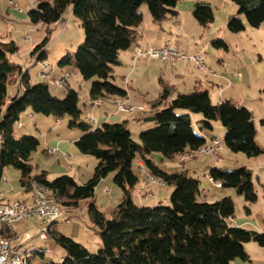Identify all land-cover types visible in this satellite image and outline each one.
I'll return each instance as SVG.
<instances>
[{
	"label": "trees",
	"instance_id": "trees-1",
	"mask_svg": "<svg viewBox=\"0 0 264 264\" xmlns=\"http://www.w3.org/2000/svg\"><path fill=\"white\" fill-rule=\"evenodd\" d=\"M230 1L239 8V15L228 24L231 33L245 30L241 16L252 28L264 24V0ZM180 2L39 0L28 16L34 25L51 26L63 21L66 10L72 8L73 16L81 21L85 30V40L74 54L64 56L59 65L61 68L74 66L85 80L96 78L90 89L89 101L93 104L128 97V92L117 84L114 72L121 65L120 54L140 42L141 7L147 4L153 23L161 26L171 16L178 15ZM192 14L202 27L214 22L208 3L197 2ZM49 35L48 29L44 41L31 52L32 56H38L37 65L46 61ZM212 46L227 49L221 39L213 40ZM17 52L14 42L6 43L0 38V179L4 169L13 168L20 173V183L26 193L31 192L34 184L45 185L60 208L77 207L81 201H88L87 212L101 240V248L92 253L74 239L51 232L50 236L57 238L64 252L62 260L52 264H231L248 258L245 244L254 241L264 247V233L232 224L235 218L232 197L215 202L202 199L200 178L184 167L189 159L180 163V170L167 169L156 160L174 163L207 144L203 136L194 133L190 114H177L178 110L203 114L201 128L208 131H213V123L219 122L226 130L224 144L231 153L261 157L264 149L256 143L257 131L248 108L230 100L214 105L207 91L182 92L175 85L163 83L158 98L150 102L149 116L139 120L148 128L141 131L137 141L132 138L128 122L95 127L83 119L77 91L70 89L60 99L51 93L46 82H32L28 70L10 62L8 56ZM17 85L20 93L10 97V88ZM262 96L264 100V90ZM28 109L58 120L65 116L71 118L69 128L82 132L76 142L79 152L98 161L89 181L78 184L68 175L50 179L47 171H35L31 159L40 141L35 137L16 139L14 136L16 126ZM135 162L142 164L145 177L158 181V186L172 189L169 203L143 206L134 202L133 194L141 181L134 170ZM208 170L210 178L222 184L221 189L234 190L244 198L245 210L249 213V207L258 200L252 171L246 167L231 171L208 167ZM110 174H115L114 183L123 196L112 217L107 218L96 204L95 191L99 182ZM3 235H11L7 227ZM38 251L34 254L44 257L45 252Z\"/></svg>",
	"mask_w": 264,
	"mask_h": 264
},
{
	"label": "crops",
	"instance_id": "crops-1",
	"mask_svg": "<svg viewBox=\"0 0 264 264\" xmlns=\"http://www.w3.org/2000/svg\"><path fill=\"white\" fill-rule=\"evenodd\" d=\"M13 1L14 0H9V9L5 13L7 17H10V14L18 15L16 13L18 12L16 11L17 8L13 6L17 4L13 3ZM197 2H205L210 4L212 7L214 22L206 28L202 27L195 20L191 11V15L188 17L186 16L185 19L181 10L177 9L178 15L171 16L168 18V20L163 22L161 26L153 23L152 17L148 15V11L145 10L142 12L143 22L139 27V33L141 37L140 42L130 50L120 54L121 65L115 68L114 74L117 79V83L118 81L122 82V85L119 86L128 92V97L121 101L126 102L128 105L143 106L146 108V110L145 112L136 114L122 113L118 112L117 107L115 106L116 101L120 99L105 100L102 101L103 104L100 106L89 105L92 108L88 107V115L93 119V121L90 122L94 124L95 127H101L104 123L128 122V127L132 125L134 128H136L137 136L138 133L142 131L143 127H147L141 125L139 120L146 118L147 113L151 112L150 102L158 98L164 83L168 85H175L182 92H192L196 89L207 91L210 95L211 102L214 105L220 104L226 100H230L236 105L245 106L252 112L253 115L254 124L257 131L256 143L262 149H264V100L262 96V91L264 90L263 25L259 28H252L247 24L245 17L241 16L245 23V30L240 33H231L228 30V24L231 19L239 15V8L235 4H233L230 0H214L213 2L196 0V2L193 4V7L190 8H194V5ZM19 5L20 7L18 8L21 9L19 12L20 15L23 14L25 10L29 9L28 7H30V4H28L27 0H21ZM0 18H3L1 13ZM171 21L173 24L178 26V30L173 40L170 42L169 37H164V34L166 33L164 24ZM185 30L186 34L184 33ZM188 31H193L192 36L188 34ZM182 37L186 39V43L183 40H179V38ZM0 38L2 41H4L1 37V31ZM216 39L224 40L227 44V49L214 48L212 46V41ZM169 45L175 47L178 51L183 52L186 55L204 53L207 58L211 73L202 74L198 72L194 64L191 62H182L176 66L167 63H155L156 67H152L154 62H148L144 59H134L135 53L139 47L158 48ZM62 69L55 71L51 67V78L58 80L60 75L63 73ZM70 73L72 74V77H74L75 74L72 72ZM74 78H77V76ZM150 79H152V82L154 81L157 86L153 91L149 89L151 86L148 85L150 83ZM14 87L16 86H13V88ZM16 88L17 89L11 91L10 97L14 96L18 92L20 93L19 86ZM184 89H186V91H184ZM84 97V99L88 102L90 100V92L89 95ZM88 103L91 102L89 101ZM26 112H30L28 119L32 121L36 127H39V129H44L46 124L49 125V130L47 132L43 131L42 129L39 130L42 134L40 146L44 148V152L47 156L50 157V155L47 153L50 148H56L58 151L55 155L59 156L58 164L61 166L63 162L66 163L68 158L67 155H69L68 152L72 153L71 155L76 154L73 150V147H75L74 144L76 145V142L82 136V132L80 130L71 129L69 126L68 128L64 127L60 120L54 119L53 121V119H51L49 116L33 113L31 109L27 110ZM219 124V122H214L213 131H209L208 133L203 132L202 136L207 140V143H210L213 139L221 141L224 146L223 150L213 158L205 157L209 159V161H204L203 157L189 159L186 161L184 167H186V170H189L192 174L197 173L196 177L200 178L202 199L209 202H215L227 196L232 197L235 203V218L232 220V224L234 226L244 228L248 231L264 233V171L260 170L261 165L264 163V155H262L261 158L259 157L261 159L260 162L255 161L258 158H249L251 160L244 163L246 167H249V170H251L253 173L254 186L258 194V200L249 207V213L245 210V200L239 196L236 191L215 188L210 181V176L207 174L209 171L208 167L227 169L223 163H230L231 169L233 170L236 166L231 163H234L235 159L240 158L238 156L234 157L233 153L226 149L224 144L226 130H224L222 134L218 132L221 135L219 136L216 130L217 128L221 129ZM19 125L23 128L22 131H25L19 132L20 134L24 133V135H28V133H31L34 135L33 132H27L28 130L26 131L25 123H20ZM260 130L262 136L258 140L257 136L259 135ZM135 140L138 141V139ZM89 162L92 164V168L90 171L88 169L87 174H81V169L73 176V169H71L69 172L65 170H63L64 172H50L49 170L46 171L49 173L50 179L51 176H63L68 174L71 175V177H73L78 184H84L92 178L94 174V168L98 164L97 160H90ZM165 164L170 169L180 170L182 168L180 163L178 164L177 162H166ZM231 169L228 168L227 170L231 171ZM4 174L5 169L2 171L0 185L2 181L5 180ZM145 182L148 185V188L146 186L140 191L143 200L145 201L146 199H151L154 202L157 201L155 204L157 205L159 202H161L160 196L162 187L148 182L147 180H145ZM150 186L151 188L149 189ZM100 190L102 193L99 192ZM115 190L116 188L113 187L109 182V177L101 180L95 191L96 204H98L99 201L97 194H99L100 197L109 195L112 197V194L117 192ZM3 196L13 201L27 202L30 200V194L26 193L25 191L23 194L17 195L16 197H10L7 194H3ZM166 199L167 198H165V200ZM87 202L88 201H81L77 207H65V209H67L65 214L68 215L67 220L69 221V224H73L74 226L72 234H63V230L59 229V227L52 228V225L56 222L48 226L36 217H31L28 220L19 223L16 226L17 232L23 227H28L26 226V223L35 219L40 222L42 228L37 234L32 235L33 238L31 240L34 238L39 239L38 236L42 229H44V227H48L49 236L48 239L44 241L45 243L50 240V233L52 232V229L58 235L62 234L70 236V238L74 239L76 242L86 246L90 252L95 253V251L101 248V242L96 241L98 240V234L93 227L90 217L87 215ZM36 225L37 227L40 226L39 224ZM93 244L96 245L95 251L91 250ZM23 247L22 251L29 252H32L35 249H44L42 247ZM245 251L248 256L246 260L237 259L231 264H264V247L258 245L254 241H251L245 244ZM63 256L64 252L58 256V263L62 260Z\"/></svg>",
	"mask_w": 264,
	"mask_h": 264
},
{
	"label": "rangeland",
	"instance_id": "rangeland-1",
	"mask_svg": "<svg viewBox=\"0 0 264 264\" xmlns=\"http://www.w3.org/2000/svg\"><path fill=\"white\" fill-rule=\"evenodd\" d=\"M20 1L21 0H14L13 1V3L18 5V6L16 5V7H17L16 11H18L16 13L18 15L10 14V17H7L5 13L9 9V3L10 2H9V0H0V13L3 17V18H0L1 37L3 38V40L6 43H10V42L14 41L16 47H18L17 54L8 56L10 62L20 65L24 70L30 71V74L32 77V82H34V83L46 82L50 87L51 93L60 99H63L66 96L68 90H70V89L77 91L80 95L79 106L81 107V109L83 111V115H82L83 119L87 118L89 121H93V119L90 118L88 115L89 108H92L90 106H93V105L91 103H84L83 100L85 98L84 96L89 95V92H90V89H91L93 83L96 82V78L85 80L79 74V72L75 69L74 66H67L66 68L62 69L59 65L60 61L63 59L64 56H66L67 54H74L77 51L78 47L85 40V30L82 27L81 21L73 16L72 8L69 7L64 14L63 21L56 23V24H53L51 26H45L42 24L34 25L30 21V18L28 16V12L38 5L39 0H27L28 4H30V7H28L29 9L25 10L23 12V14H21V15L19 14L21 9L18 8V7H20V5H19ZM50 1H53V0H50ZM201 1L213 2L214 0H201ZM194 2H196V0H181V2L178 4L177 9L181 10L185 19H186V16L188 17L191 15L193 8L191 9L190 7H193ZM145 10L148 11V15H150L147 4H144L141 7L140 12L142 13ZM190 11H191V13H190ZM150 17H151V15H150ZM164 27L166 30L164 37H166V38L169 37V40L171 42V40H173V38H174V36L178 30V26L173 24V22L171 21V22H166L164 24ZM262 27L264 29V24ZM48 29L50 30V35H49L50 41H49L48 47L46 48V54H47L46 61L50 65V67L53 68V70H55V71H57V70L59 71L60 69L63 70V73H62V75H60L58 80L65 78V75L67 73H70V72L75 74L74 77L77 76V78L70 77L68 79L67 82L69 85L65 84L62 87L56 86L55 81H53L56 79L55 78L52 79L50 76V73L48 75L47 80H43L39 77L41 68L39 67V65H37L38 56H32L31 51L37 45H39L41 42L44 41V39L47 36V30ZM188 32H189L188 34L192 36L193 31H188ZM184 33L186 34V30L184 31ZM182 38H179V40L180 41L183 40L186 43V39L184 37H182ZM188 56H191V55H188ZM146 61H148V60H146ZM151 62H154V65H155V66L152 65V67H156L155 63H159V62H155V61H151ZM180 63H182V62H179L177 65H179ZM167 64H169V63H167ZM170 65H172V64H170ZM173 66H176V65H173ZM117 84L122 85V82L118 81ZM148 85H151L149 87V89L151 91L155 90V88L157 87L155 82L154 81L152 82V79H150V83ZM16 87H14V88L11 87L10 92L13 91L14 89H17ZM184 91H186V89H184ZM120 100H122V99H120ZM130 106H136L139 108L140 107L144 108L143 106H137V105H130ZM145 110H146V108H144V110H141L139 112H135L132 114L142 113V112H145ZM29 113L30 112H25L22 115L20 123H25L26 131L28 130L27 132H33L34 135H32L31 133H28V135H24V133L20 134L19 132H25V131H22L23 128L19 125L20 124L19 123L15 128L14 136L16 139H20V138L25 137V136L35 137L40 141V140H42V134L40 133L39 130H41L42 128L39 129V127H36L32 123V121H30L28 119V117L30 116ZM176 113L177 114H185V113L190 114V116L192 117V119H191L192 129L194 130V133L196 135L202 136L203 132L204 133L209 132L208 130L201 128L200 122L203 121V118H204L203 114L192 113V112H188V111H184V110H178V111H176ZM149 114H150V112L147 113L148 116H149ZM49 117L51 119H53V121H54V119L56 120V118H54L53 116H49ZM60 121L64 127L68 128V126L71 122V118L69 116H65V117L61 118ZM219 125H220L221 129L217 128L216 130H217V134L219 136H221L219 133L222 134L225 129L223 126H221V124H219ZM48 127H49V125L46 124V127L44 128L45 130L44 129H42V130L47 132L49 130ZM146 128H148V127H143L142 132L147 130ZM129 130L132 134V138L134 140L138 139V141H139V138H140L139 136L141 134V131L136 136V132H137L136 128H134L131 125V126H129ZM261 136H262V133L260 130L259 135L257 136V139L259 140ZM74 146L75 147H73V150L75 151L76 154L71 155L72 153L68 152L69 155H67L68 158L66 160V163L63 162L61 164V166H59V164H58V159H59L58 157L59 156L58 155H55L53 157L51 155H50V157L47 156L44 152V148L41 146L39 147V149L36 152H34L32 154L31 164L35 167V171H38V172L46 171V170H49L50 172H64L63 170L69 172V171H71V169H73L74 170L73 174H72V176H73V175H75V173H77L81 169V174L82 173L87 174L88 169L90 171L92 168V164L89 161L90 160L96 161V159L94 157L82 155L79 152L77 146L75 144H74ZM233 155H234V157L235 156L240 157V158L235 159L234 163H231V164L236 166L235 169H238L240 167H246V165L244 163L251 160V159L247 158L244 154H241V153L240 154H233ZM205 157L206 156L203 157V160L209 161V159H207ZM210 158H213V157H210ZM260 158H258L255 161L260 162V160H261ZM156 160L161 166L169 169V167H167V165L165 163H161L160 160L158 161V158H156ZM176 162L179 164L182 162V160H180V161L178 160ZM223 164L227 169L228 168L231 169L230 163H223ZM134 165H135L134 170H135L136 174L140 177V180H141L140 184L138 185V187L135 191V193L133 194L134 202L137 205L154 206L157 201L154 202L151 199H149V200L146 199L144 201L142 196H141V193H140L141 189H143L146 186L148 188V185L145 182V179H146L145 174L140 169V165H138V162H135ZM228 166H230V167H228ZM95 168H94V170H95ZM246 168L249 169V167H246ZM235 169H233V170H235ZM66 175H68V174H66ZM193 175L197 176V173H195ZM68 176H71V175H68ZM86 176H88V175H86ZM114 176H115V174H110L108 177H109V182L111 183V185L113 187L116 188L115 191H117V192H114L112 194V197L110 195L100 197L99 194H97L98 199H99L97 206L100 209V211L105 214V216L107 218L112 217L115 209L117 208V206L121 202V198L123 196L121 189L114 183ZM4 177H5V180L2 181V183L0 185V193L1 194H7L10 197L11 196L16 197L17 195H21L24 193V189L22 188L21 183H20V173L17 170H15L13 168H6ZM57 177H59V176H51V179H54ZM160 187H162L161 188L162 190H161L160 201L163 203H169L170 195L172 193V189L169 186H165V185H164V187L163 186H160ZM150 188H151V186L149 187V189ZM147 191H148V189H147ZM99 192L102 193L101 190ZM165 198H167V199L165 200ZM236 204H237V202H236ZM62 210H63L64 216L59 221L54 223L52 225V228H55V227L58 228L59 227V229L63 230V234H72L74 226H73V224H69V221L67 220L68 215L65 214V211L67 209L62 208ZM86 210H87V207H86ZM87 215L89 216L88 212H87ZM26 224H27L26 226H28V227H26V228L23 227V228L19 229L18 230L19 234H23L25 232H28L31 235H35L42 228L40 222L38 220H35V219L27 222ZM36 224H39L40 226L37 227ZM51 231L54 232L52 229H51ZM59 236H65V237L70 238V236H68V235L59 234ZM97 239H98V240H96L97 242H101L99 236ZM28 247H31V248L42 247L46 250V254L44 257L39 256V255H34V254L31 255L30 264L58 263V256H60V254L63 253V249L57 244V238L55 236H51L50 240L47 241L46 243L44 241H40L38 238H34L33 240L26 243L23 248H28ZM95 248H96V245L93 244V247L91 250L95 251L96 250ZM95 252H97V251H95Z\"/></svg>",
	"mask_w": 264,
	"mask_h": 264
},
{
	"label": "built area",
	"instance_id": "built-area-1",
	"mask_svg": "<svg viewBox=\"0 0 264 264\" xmlns=\"http://www.w3.org/2000/svg\"><path fill=\"white\" fill-rule=\"evenodd\" d=\"M13 6L16 7V5ZM134 59H145L149 62L155 61L159 63H169L172 65H177L179 62H191L195 65V68L198 72L202 74L211 73L207 58L204 53H196L194 55L188 56L183 52L178 51L171 45L158 48H138ZM38 65L41 68L39 77L43 80H47L51 70L50 65L47 63V61L39 62ZM70 77H72V74L67 73L65 78L56 80V86L62 87L63 85L67 84V81ZM83 102L87 103L85 99ZM102 104V101H95L92 105L100 106ZM115 106L117 107L118 112L122 113H135L144 110V108L141 107L139 108L136 106H130L121 100H117ZM1 142L2 138L0 135V144ZM223 148L224 146L221 141L213 139L205 146L189 152L187 155L183 156L181 160L183 162L186 159L195 157H215L220 151L223 150ZM57 151L58 150L56 148H50L48 150V154L55 155ZM140 169L143 170L142 164H140ZM260 170L264 171V163L261 165ZM146 178L148 181L160 185L158 181L150 177ZM210 181L215 188H222V184L220 182H216L211 178ZM29 194L30 200L27 202H22L7 199L3 196V194L0 193V264H30L31 255L38 251H22V247L29 240H31L33 236L28 232L19 234L16 228L19 223H22L31 217H36L45 225L50 226L52 223L59 221L63 216L61 208L55 202L52 191L47 186L34 184ZM4 227H7L10 230L11 235L9 237L3 235ZM48 236L49 230L48 227H45L42 229L38 237L41 241H46ZM38 252L44 253L46 251L41 249Z\"/></svg>",
	"mask_w": 264,
	"mask_h": 264
}]
</instances>
